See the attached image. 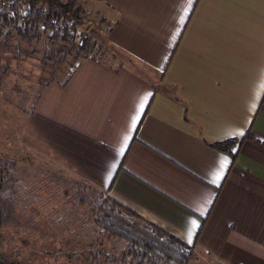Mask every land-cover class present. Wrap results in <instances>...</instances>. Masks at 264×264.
<instances>
[{
	"label": "crops",
	"instance_id": "obj_1",
	"mask_svg": "<svg viewBox=\"0 0 264 264\" xmlns=\"http://www.w3.org/2000/svg\"><path fill=\"white\" fill-rule=\"evenodd\" d=\"M75 1L124 60L83 56L46 82L19 145L149 227L192 232L187 264H264V0ZM228 138L234 158L208 145Z\"/></svg>",
	"mask_w": 264,
	"mask_h": 264
},
{
	"label": "rangeland",
	"instance_id": "obj_2",
	"mask_svg": "<svg viewBox=\"0 0 264 264\" xmlns=\"http://www.w3.org/2000/svg\"><path fill=\"white\" fill-rule=\"evenodd\" d=\"M81 22H69L68 36L39 28L21 35L18 23L0 27V165L14 161L15 183L4 197L15 213L0 227V264H117L124 241L103 235L91 215L105 196L76 176L54 166L18 143L21 126L41 87L63 81L84 55L112 64L124 58L104 42L100 12L83 6ZM3 14L0 11V16ZM82 35L95 46L83 45ZM84 46L82 48L81 46ZM121 215L149 229L139 218Z\"/></svg>",
	"mask_w": 264,
	"mask_h": 264
},
{
	"label": "trees",
	"instance_id": "obj_3",
	"mask_svg": "<svg viewBox=\"0 0 264 264\" xmlns=\"http://www.w3.org/2000/svg\"><path fill=\"white\" fill-rule=\"evenodd\" d=\"M24 1L28 5L29 13L22 22H19L17 16H8L5 13L0 16V21L4 24L18 23L17 31L21 35L26 36L31 31L42 28L56 33L61 31L62 39H65L69 35V28L61 23L69 19L74 24L81 22L82 7L75 0ZM1 22L0 27L3 25ZM82 41L83 45L95 46L86 35H82ZM83 45L82 48H84ZM246 137L247 135L243 138ZM243 138H228L221 142L208 143V145L234 158L233 149ZM15 169L14 161L3 162L0 165V227L8 225L15 213L12 199L3 195L5 190L13 189ZM122 209L149 226L139 215L110 198L103 199L91 212L98 230L103 235L124 241L120 253L112 256L117 264H187L195 257L190 245L183 240L154 226H151L150 230L140 227L137 223L124 218L121 215ZM94 256L97 257L99 264L101 262L99 253L96 252Z\"/></svg>",
	"mask_w": 264,
	"mask_h": 264
},
{
	"label": "built area",
	"instance_id": "obj_4",
	"mask_svg": "<svg viewBox=\"0 0 264 264\" xmlns=\"http://www.w3.org/2000/svg\"><path fill=\"white\" fill-rule=\"evenodd\" d=\"M0 11L8 16H17L19 22H22L29 13V8L24 0H0ZM67 21L61 25L69 26Z\"/></svg>",
	"mask_w": 264,
	"mask_h": 264
},
{
	"label": "snow or ice",
	"instance_id": "obj_5",
	"mask_svg": "<svg viewBox=\"0 0 264 264\" xmlns=\"http://www.w3.org/2000/svg\"><path fill=\"white\" fill-rule=\"evenodd\" d=\"M144 109V105L141 104L140 106V112H143ZM136 120H139V116L136 117ZM135 125V121L133 122ZM240 136H243L244 133H239ZM237 149L234 148L233 151L235 152ZM123 151V150H122ZM227 164L228 161L225 160L223 163H221L220 165V170L216 173L212 183L215 184L216 187L220 186V182L223 180L224 178V174H225V169L227 168ZM197 225L195 223V221L192 222V230L194 231L196 229ZM188 243L191 244L192 243V232L189 233V237H188Z\"/></svg>",
	"mask_w": 264,
	"mask_h": 264
}]
</instances>
